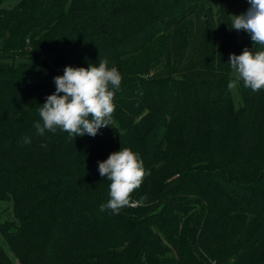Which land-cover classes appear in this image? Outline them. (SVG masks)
Wrapping results in <instances>:
<instances>
[{
	"label": "trees",
	"instance_id": "1",
	"mask_svg": "<svg viewBox=\"0 0 264 264\" xmlns=\"http://www.w3.org/2000/svg\"><path fill=\"white\" fill-rule=\"evenodd\" d=\"M0 0V264H264V89L228 83L236 0ZM122 75L95 137L33 127L66 66ZM30 144L22 143L24 137ZM47 144V148L41 147ZM147 171L119 214L100 211L98 161Z\"/></svg>",
	"mask_w": 264,
	"mask_h": 264
},
{
	"label": "clouds",
	"instance_id": "2",
	"mask_svg": "<svg viewBox=\"0 0 264 264\" xmlns=\"http://www.w3.org/2000/svg\"><path fill=\"white\" fill-rule=\"evenodd\" d=\"M249 8L240 15H232L231 29L246 32L252 45L264 48V0H247ZM229 64L234 79L228 83L231 90L239 82L257 92L264 89V50L253 51L245 47L239 55L230 54ZM122 75L116 67H109L106 59L88 67L66 66L63 75L54 77L55 92L46 97L38 109L41 122L33 127L37 135L45 131L68 133L69 137H95L102 127H108L116 105L115 93L119 91ZM22 143L30 144L24 137ZM41 147L47 148V144ZM98 172L109 184V199L99 208L119 214L124 207L142 204L147 197L133 200L132 195L142 185L148 174L138 152L121 148L104 161H98Z\"/></svg>",
	"mask_w": 264,
	"mask_h": 264
},
{
	"label": "rangeland",
	"instance_id": "3",
	"mask_svg": "<svg viewBox=\"0 0 264 264\" xmlns=\"http://www.w3.org/2000/svg\"><path fill=\"white\" fill-rule=\"evenodd\" d=\"M18 0H10L4 3L3 6H8V4L14 5ZM249 8V4L247 3V0H236L235 3L233 4L230 14L232 15H240L243 14L247 11ZM232 18V17H231ZM235 33L237 35V38L239 41L242 39V31H236ZM232 79H234L233 73H231ZM232 90L234 101L236 106H239L242 102L241 97H240V91H239V83L237 86ZM14 210H13V202L12 200H0V221L4 222L6 220H14ZM2 239V244L3 246L7 249L9 255L15 260V264H20L19 261L15 258L14 254L12 253L11 250H9L8 245L6 241L4 240L3 237Z\"/></svg>",
	"mask_w": 264,
	"mask_h": 264
}]
</instances>
